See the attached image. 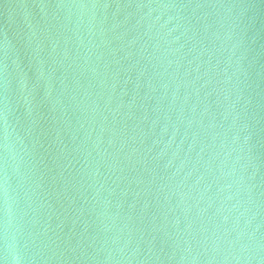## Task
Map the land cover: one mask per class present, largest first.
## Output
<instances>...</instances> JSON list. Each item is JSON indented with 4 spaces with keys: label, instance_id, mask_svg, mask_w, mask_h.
<instances>
[{
    "label": "water",
    "instance_id": "water-1",
    "mask_svg": "<svg viewBox=\"0 0 264 264\" xmlns=\"http://www.w3.org/2000/svg\"><path fill=\"white\" fill-rule=\"evenodd\" d=\"M0 264H264V0H0Z\"/></svg>",
    "mask_w": 264,
    "mask_h": 264
}]
</instances>
